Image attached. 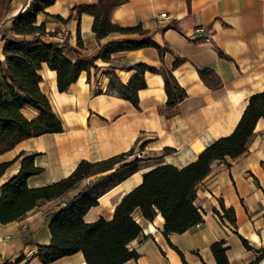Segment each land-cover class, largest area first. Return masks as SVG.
I'll use <instances>...</instances> for the list:
<instances>
[{"label": "crops", "instance_id": "0c3cea01", "mask_svg": "<svg viewBox=\"0 0 264 264\" xmlns=\"http://www.w3.org/2000/svg\"><path fill=\"white\" fill-rule=\"evenodd\" d=\"M97 0H55L36 16L43 22L46 42L66 41L77 52L66 48L65 55L75 61L90 58L111 41L136 38L134 34L110 33L96 39L91 29L93 16H77L71 8ZM32 0H11L2 21L1 32L9 33L12 19L24 13ZM166 17L159 18L160 13ZM61 21L57 15L67 18ZM111 20L122 26L140 23L152 40L166 46L160 57L154 47L112 53V61H95L97 68L82 70L67 90L58 91L56 72L45 63L39 73L40 88L62 123V131L44 133L18 142L0 154V163L10 162L0 176V186L20 166V152L35 154L42 168L27 178L29 186L44 185L70 174L81 159H104L134 149L142 152L137 171L98 198L84 218L109 219L121 197L138 185L145 171L161 165L182 167L221 136L232 132L251 94L264 91V0H127L116 6ZM203 26L200 36L195 28ZM80 37L83 47L77 45ZM0 34V59L2 55ZM217 48L227 57L218 54ZM175 56L184 61L172 72L186 96L166 116V93L159 73L145 71L146 86L138 89V105L107 91L108 70L113 68L123 84L137 72L132 64L143 62L171 68ZM211 69L220 78L214 87L206 85L199 69ZM28 119L38 115L30 107L22 109ZM143 145V146H141ZM165 147L172 148L162 153ZM92 177L83 178L55 199L30 209L21 219L0 222V264H43L37 244L50 240L49 220ZM226 208L235 212V225L220 219ZM195 204L203 221L184 232L163 234L164 219L157 212L151 220L134 217L141 226L139 237L129 243L138 252L126 264H215L210 244L223 240L229 264H264V118H259L247 142V149L235 158L215 159L196 189ZM48 264H86L81 251L62 256Z\"/></svg>", "mask_w": 264, "mask_h": 264}, {"label": "trees", "instance_id": "16d2710c", "mask_svg": "<svg viewBox=\"0 0 264 264\" xmlns=\"http://www.w3.org/2000/svg\"><path fill=\"white\" fill-rule=\"evenodd\" d=\"M55 0H32L24 13L15 15L9 33L1 32L2 55L0 59V154L14 147L23 139L44 133L62 131V123L51 108L47 96L40 88L42 77L39 70L45 63L56 72L58 91H65L82 70L97 68L95 61H112V53L142 47H154L160 57L166 46H160L149 35V30L138 23L122 26L111 20L112 10L127 0H97L96 3H79L71 8L77 16L87 13L93 16L91 29L96 39L110 33L134 34L136 38H124L102 45L98 53L90 58L71 61L64 53L66 48L77 52L66 41L61 44L46 42L43 22L37 23V14ZM11 0H0V24L4 20ZM57 15L61 21L67 20ZM77 45L83 47L81 38ZM222 57H227L217 48ZM184 61L175 56L171 68L155 67L138 62L132 64L137 69L127 84H123L113 68L109 76L107 91H116L121 97L138 105L137 91L146 86L144 72L159 73L163 78L166 102L164 112L172 115L176 105L186 96V91L176 80L172 69ZM198 74L209 87L220 84V78L211 69H199ZM30 107L38 115L28 119L22 109ZM259 118H264V91L251 94L247 104L231 133L221 136L202 149L190 163L177 167L166 163L155 166L142 175L141 182L126 192L115 205L113 215L106 219L99 217L86 221L87 211L98 204V198L123 179L137 171L142 157L133 148L116 155L100 159H81L73 171L53 182L29 186L27 178L39 174L42 168L34 162L35 154L20 152L18 171L0 186V222L7 223L21 219L36 205L57 198L83 178L92 177L74 197L58 209L49 220L50 240L47 244H37L35 256L43 264H48L62 256L81 251L86 264H126L138 257V252L129 247L131 240L139 237L141 226L134 217L139 210L142 217L153 219L160 212L163 219V234L181 233L200 224L203 219L195 204L196 189L208 174L215 159L235 158L247 149V142ZM143 146V145H141ZM173 149L165 147L162 153ZM10 162L0 163V176ZM223 210L220 219L226 218L235 225V212L219 201ZM227 247L223 240L210 244L215 264H229ZM264 256V251L261 252ZM3 264H13L4 262Z\"/></svg>", "mask_w": 264, "mask_h": 264}, {"label": "built area", "instance_id": "2783aa9c", "mask_svg": "<svg viewBox=\"0 0 264 264\" xmlns=\"http://www.w3.org/2000/svg\"><path fill=\"white\" fill-rule=\"evenodd\" d=\"M158 17H159V18L166 17V14H165L164 12H163V13H160ZM204 30H205V29H204L203 26H198L197 28H195V32H194V33L197 34L196 37H197V36H200V33H202ZM135 154H136L137 156H140L138 152H135Z\"/></svg>", "mask_w": 264, "mask_h": 264}, {"label": "rangeland", "instance_id": "374dc122", "mask_svg": "<svg viewBox=\"0 0 264 264\" xmlns=\"http://www.w3.org/2000/svg\"><path fill=\"white\" fill-rule=\"evenodd\" d=\"M3 28H4V26H2V23H1V24H0V31H1ZM138 153H139L140 157L143 156V153H142V152H139V151H138Z\"/></svg>", "mask_w": 264, "mask_h": 264}]
</instances>
